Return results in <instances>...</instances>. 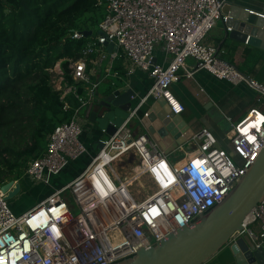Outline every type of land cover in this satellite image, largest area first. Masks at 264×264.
I'll use <instances>...</instances> for the list:
<instances>
[{"label":"built area","instance_id":"obj_1","mask_svg":"<svg viewBox=\"0 0 264 264\" xmlns=\"http://www.w3.org/2000/svg\"><path fill=\"white\" fill-rule=\"evenodd\" d=\"M225 3L104 0L97 34L86 43L82 57L69 65L71 76L76 82L90 84L86 57L111 43L127 61L128 72L138 69L151 77L152 84L142 99L162 98L172 114L184 110L169 87L180 69H184L185 78L192 77L193 71L185 68L188 57L195 59L196 69L233 86L246 83L264 100V82L246 79L220 57L218 47L203 42L216 20H226L221 12ZM70 36L84 35L74 30ZM158 45L165 52L166 62H152ZM59 63L49 70L52 88L59 92L60 100L72 93L81 105L46 136L41 154L29 159L21 173L48 187L71 162L89 154L80 140L83 127L78 118L85 103L76 94V87L66 83ZM93 89L94 84L91 92ZM137 109L134 107L130 116L134 117ZM253 112L261 113L263 119L259 128L246 133L239 127ZM129 120L125 119L112 135L98 139L100 147L89 155L81 172L21 214H14L7 205L6 193L1 190L7 181L0 182V264H111L130 257L138 247H149L176 228L191 225L220 202L264 143V112L251 109L233 125L228 137L231 153L218 146L209 129L202 128L193 135L194 152L185 161H172L149 133L134 134ZM123 157H136L128 168L127 176L132 177L129 184L127 176L121 177L115 168ZM142 188L148 192L141 198ZM253 222L258 225L257 232L248 227ZM243 233L256 246L264 245V200L247 216L243 229L230 236L229 243Z\"/></svg>","mask_w":264,"mask_h":264},{"label":"trees","instance_id":"obj_2","mask_svg":"<svg viewBox=\"0 0 264 264\" xmlns=\"http://www.w3.org/2000/svg\"><path fill=\"white\" fill-rule=\"evenodd\" d=\"M103 16L104 0H0V182L20 177L46 136L80 106L72 93L60 100L49 70L59 61L80 96L84 84L73 80L69 65ZM74 30L91 34L72 38Z\"/></svg>","mask_w":264,"mask_h":264},{"label":"crops","instance_id":"obj_3","mask_svg":"<svg viewBox=\"0 0 264 264\" xmlns=\"http://www.w3.org/2000/svg\"><path fill=\"white\" fill-rule=\"evenodd\" d=\"M226 2L231 5H240L255 14L256 12L264 13V0H226ZM223 15L227 18V15ZM224 21L221 18L216 20L203 42L218 47L220 57L233 64L240 73H244L255 81L264 82V48L261 47L264 45V41L262 38H255L261 42L258 45H253L247 43L248 38L245 42L224 38ZM153 59L157 63L167 61L161 45L156 47ZM195 63L194 58H186L185 68L193 71L192 77L185 78L184 69H180L177 80L173 81L169 87L174 97L184 106L183 112L179 114L181 117L179 122L182 124L183 131L188 129L192 131L182 143L177 145L172 143L166 147L169 149L166 150L165 155L172 161H185L194 152L196 143L193 135L202 128L209 129L215 135L218 146L231 153L228 137L232 134L233 125L243 119L251 109L264 112V100L246 83L233 86L224 80L215 78L204 69H196ZM85 64L88 68V70L86 68V72L90 84H84L80 95L82 102L85 103L84 106H86L87 101L91 100V97L94 98L95 93L104 92L107 85L112 82L115 83L114 88L121 91L131 89L136 101L135 107L138 106V109L135 116L129 120L128 125L134 134L147 132L146 125L142 122V116L151 110V104L157 100L153 98L142 99L152 84L151 77L138 69L128 72L127 61L120 50L113 46L108 50L104 45L99 49V52L88 55ZM92 84L95 85V89L91 92ZM80 110L81 107L78 111V118L83 127L80 140L87 146L89 154L82 155L73 163L76 170H70L67 174L71 178L81 172L88 163L89 155L96 151H93V148L98 139L108 137L94 121L89 120V116L85 118L86 112L79 114ZM182 129L180 130L182 131ZM180 130L178 132L181 134ZM46 195L42 196L41 199ZM248 227L253 232L258 230L256 222L249 224ZM203 264H237V261L230 251L229 245H226Z\"/></svg>","mask_w":264,"mask_h":264},{"label":"water","instance_id":"obj_4","mask_svg":"<svg viewBox=\"0 0 264 264\" xmlns=\"http://www.w3.org/2000/svg\"><path fill=\"white\" fill-rule=\"evenodd\" d=\"M242 10V11H241ZM221 12L227 15L224 21V38L258 45L264 41V17L242 8L240 5L225 3ZM229 28V29H228ZM84 36L90 30L81 31ZM263 44V43H262ZM108 50L112 44H104ZM264 48V45H261ZM152 62L155 60L152 58ZM248 79L249 77L241 72ZM115 83L107 85L105 92L95 93L94 98L81 107L79 114L94 121L106 135H112L116 128L134 110L135 99L131 89L121 91L114 88ZM151 110L142 116L147 132L167 153L170 144H180L192 133L182 129L179 114L169 111L162 98L151 104ZM177 125V126H176ZM182 129L181 134L177 128ZM173 145V146H174ZM97 148L100 142L97 141ZM167 150V151H166ZM13 185L12 189H9ZM6 193L5 200L15 196L20 184L8 180L1 186ZM264 200V143L261 150L250 163L245 173L236 181L228 193L208 211L198 216L191 225L176 228L149 247H138L136 252L125 259L111 264H203L222 247L229 245L237 264H264V247L256 246L247 233L239 235L229 243L230 236L243 229L250 212Z\"/></svg>","mask_w":264,"mask_h":264},{"label":"rangeland","instance_id":"obj_5","mask_svg":"<svg viewBox=\"0 0 264 264\" xmlns=\"http://www.w3.org/2000/svg\"><path fill=\"white\" fill-rule=\"evenodd\" d=\"M101 6L103 7V3L101 4ZM94 150H97L96 145H94L93 151ZM75 161L71 162L68 165L69 168L63 170L56 179H54L55 178L54 177L51 180L52 187H48L43 183L32 181L31 179H29V177L21 175L20 177L17 178V182L20 184V190L15 196L6 200L7 205L10 207V209L13 211L14 214H21V212H23L22 210L29 209L34 204L39 202L41 197L46 195L47 192L51 191L54 188L60 187L61 185H64L67 181L71 179V177L68 176L67 174L70 170H76L74 169L73 166V163ZM135 162H136V157H131L129 159L127 157H123L121 158V160H119L116 163L115 168L121 177H126L128 175L129 166L131 164H134ZM128 179L131 183L132 177L130 176ZM132 190H135L136 192L137 187L133 186ZM147 192H148L147 188H142L140 197L142 198L144 195L147 194Z\"/></svg>","mask_w":264,"mask_h":264},{"label":"bare ground","instance_id":"obj_6","mask_svg":"<svg viewBox=\"0 0 264 264\" xmlns=\"http://www.w3.org/2000/svg\"><path fill=\"white\" fill-rule=\"evenodd\" d=\"M263 119V115L261 113H257L255 114L254 112L251 113L249 115V118L247 120H245L241 125H240V129L242 131H246L249 132V131H252L254 128H259L260 127V122L262 121ZM252 129V130H251ZM180 130V129H178ZM182 162V161H181ZM130 177V176H129ZM128 176L125 178V180L127 181V183L129 184L130 181H129V178Z\"/></svg>","mask_w":264,"mask_h":264}]
</instances>
